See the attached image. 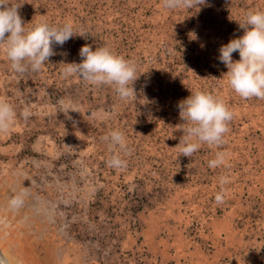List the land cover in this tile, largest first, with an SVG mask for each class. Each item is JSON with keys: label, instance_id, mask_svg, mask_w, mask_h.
<instances>
[{"label": "rangeland", "instance_id": "rangeland-1", "mask_svg": "<svg viewBox=\"0 0 264 264\" xmlns=\"http://www.w3.org/2000/svg\"><path fill=\"white\" fill-rule=\"evenodd\" d=\"M10 2L29 29L71 22L77 34L53 45L57 54L39 72H14L0 52V100L16 112L12 129L0 133V250L12 264H264V100L239 97L218 59L264 0H207L210 12L167 10L162 0ZM187 19L196 32L185 40L176 27ZM183 44L191 45L187 59ZM85 45L135 63L137 99L62 78L60 62H82ZM192 63L202 70L186 71ZM199 76L225 96L234 119L225 144L201 145L188 158L176 148L178 104L197 91L190 88ZM113 130L132 149L121 154L123 170L107 164L118 149L101 138ZM216 151L229 153V167H208ZM225 174L228 195L217 205ZM21 193L23 206L12 209Z\"/></svg>", "mask_w": 264, "mask_h": 264}, {"label": "clouds", "instance_id": "clouds-1", "mask_svg": "<svg viewBox=\"0 0 264 264\" xmlns=\"http://www.w3.org/2000/svg\"><path fill=\"white\" fill-rule=\"evenodd\" d=\"M167 10L195 9L208 6L207 0H162ZM20 6L10 0H0V52L10 61L11 69L16 73H26L29 70L39 72L50 58L56 55L53 45L63 46L76 36L74 26L66 22L60 26L47 22L36 24L29 29L19 13ZM242 37L232 39L219 49V61L228 69L224 77L228 78L230 88L243 99L256 98L264 100V10H249L243 23ZM239 53V60L233 59V54ZM80 63H64L62 78L79 77L92 86H112L121 100L137 99L134 83L137 80V67L131 60L117 55L108 47H92L85 45L80 49ZM179 116L184 123L178 125L183 135L179 138V148L184 157L191 158L201 148L202 144L220 147L226 143L229 124L234 119V112L226 103L213 94L196 91L178 104ZM27 120L32 113L25 108L21 113ZM16 120L13 106L0 100V133L9 132ZM107 142L110 152L107 161L109 167L123 170L127 160L123 155H131L126 136L119 130H113L101 138ZM229 153L216 151L215 158L208 163L209 168L229 167ZM230 183L229 175H221L219 184L221 190L215 196V203H225L228 195L225 185ZM25 193L11 198L9 206L18 209L24 204Z\"/></svg>", "mask_w": 264, "mask_h": 264}, {"label": "trees", "instance_id": "trees-1", "mask_svg": "<svg viewBox=\"0 0 264 264\" xmlns=\"http://www.w3.org/2000/svg\"><path fill=\"white\" fill-rule=\"evenodd\" d=\"M220 1H221V0H220ZM222 1H226V0H222ZM155 5H156V4H153V6H155ZM208 6H210V9H209L207 12L212 11V10H211V9H212V3H209ZM219 6H220V4H219ZM142 8L148 10L147 13L149 14V16L156 15V14L154 13V11H153L152 8L149 9V8L147 7V3H145L144 5H142ZM205 9H206V7H205ZM206 10H207V9H206ZM207 12H206V13H207ZM198 15L200 16L201 14L198 13ZM140 19H141V18H140ZM149 19L152 21L151 18H149ZM149 19H148L147 17H143V19H141V20H142V21H143V20H146V21H144V24H147ZM156 19H158V17H157ZM187 21H188L187 23H184V24H185L184 26H177V27H176L177 30H178V32H179L180 34H182V35H180V36H184L185 40H186L187 38H189V36L192 35V34H191V31H193L194 33L196 32V29H195V27H194L193 20H192V19H187ZM177 34H178V33H177ZM185 40H184V41H185ZM190 46H191V45H188V44H187V48H186L185 45L183 44V48L187 49V50L185 51V53L183 54V55H185V59H187V58L190 56L189 50L192 51L191 48H190ZM158 62H159V60L156 62L157 65H158ZM194 67H195V68H194ZM185 68H186V71H188V72H189V71H192V70H193V71L200 72V71L202 70V66H198V65H195V64H193V63H192L191 66H186ZM189 81H190V80H189ZM187 82H188V81H187ZM187 82H186V83H187ZM193 88L196 89L197 91H204V92H207V93L213 94L214 96H216V97L222 99V100L225 101L226 103H229L227 100H225L226 98H225L224 95H222V94H220V93H218V92L215 91V88H216V87L212 86L211 84H209L208 82L205 81L204 77H200V76L197 77L196 82L194 83L193 87L190 88V89H193ZM227 96H228L229 99L231 100L230 93L227 94ZM179 120H180V121H179V125H182V124L184 123V121H182V120L180 119V116H179ZM202 147L205 148V150L207 151V148H208L207 144H202Z\"/></svg>", "mask_w": 264, "mask_h": 264}, {"label": "bare ground", "instance_id": "bare-ground-1", "mask_svg": "<svg viewBox=\"0 0 264 264\" xmlns=\"http://www.w3.org/2000/svg\"><path fill=\"white\" fill-rule=\"evenodd\" d=\"M0 256L3 258V260L7 263V264H12L10 258L8 257V254L2 250V252H0Z\"/></svg>", "mask_w": 264, "mask_h": 264}, {"label": "water", "instance_id": "water-1", "mask_svg": "<svg viewBox=\"0 0 264 264\" xmlns=\"http://www.w3.org/2000/svg\"><path fill=\"white\" fill-rule=\"evenodd\" d=\"M0 252H2V250H0ZM8 263V262H7ZM4 260H3V258L0 256V264H7Z\"/></svg>", "mask_w": 264, "mask_h": 264}]
</instances>
